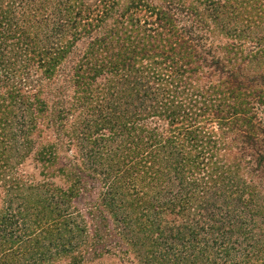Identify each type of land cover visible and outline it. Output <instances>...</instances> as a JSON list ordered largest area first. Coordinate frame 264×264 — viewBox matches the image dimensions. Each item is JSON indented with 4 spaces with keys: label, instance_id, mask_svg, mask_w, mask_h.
Here are the masks:
<instances>
[{
    "label": "trees",
    "instance_id": "obj_1",
    "mask_svg": "<svg viewBox=\"0 0 264 264\" xmlns=\"http://www.w3.org/2000/svg\"><path fill=\"white\" fill-rule=\"evenodd\" d=\"M91 1L0 0V191L74 146L77 171L103 177L99 206L145 233L140 264H264V0ZM217 29L239 42L218 49ZM55 171L71 182L42 184L55 220L0 208V264L22 237L70 246L55 198L77 172Z\"/></svg>",
    "mask_w": 264,
    "mask_h": 264
},
{
    "label": "rangeland",
    "instance_id": "obj_2",
    "mask_svg": "<svg viewBox=\"0 0 264 264\" xmlns=\"http://www.w3.org/2000/svg\"><path fill=\"white\" fill-rule=\"evenodd\" d=\"M189 0H187L188 2ZM193 0H190V2ZM193 4L197 7L201 3H205L206 0H195ZM91 0H86V5H91ZM236 20V19H235ZM239 22V21H238ZM152 28H156V25H153ZM213 40L215 45L218 46V49L222 48L226 43H235L239 42L233 40L231 37H227L219 33L218 29L215 31ZM251 43H246L245 48L250 47ZM243 49V48H242ZM220 55V53L217 52ZM256 65V63H252ZM97 94H95L96 96ZM44 141L48 143H55L54 136L50 132L44 134ZM76 148L59 147L56 150V156L58 160L54 163L55 166L48 168L45 166V169L41 168L39 165L36 168L29 162H24L19 166H15L14 160L10 161V164L15 166V174L19 176L24 183L20 186L19 189L12 187V191L7 193H2L0 191V208L6 207L9 199H14L12 202V208H17L19 203H22L21 211L26 215L25 221L27 225H31L28 221L30 219L44 220L46 217H51L55 220V215L50 214V209H47L49 206V196L50 192L43 190V183H47L63 188L65 191L69 189L70 183L62 175L58 176L55 169L64 166L68 170H76L72 173L73 182L75 183L74 195L68 198L56 199L58 208L66 210V213H61L58 223L60 224L66 232L67 236L72 234V242L69 245H65L66 248L63 249L58 244H53L50 241L51 237H45L46 235L42 234L40 243L43 244L41 249L35 250L33 244L27 243L29 237H22V242H18L19 247L25 252L22 257L19 258V261L16 264H140L138 262V253L143 255L146 248L149 246V242L144 239L145 233H143L138 226L132 225L131 228L126 227L123 223L118 221V218L112 217L111 212L107 207H101L97 203V190L99 187V182H103V177L97 176L91 172L90 163H86V170L83 173L77 171L79 167V162L76 155ZM95 167V165H93ZM11 172V171H10ZM9 172V173H10ZM40 172H53L54 176H45L43 174L40 176ZM65 172V171H64ZM8 173V174H9ZM6 172L4 176L8 175ZM83 184L82 189L80 190V184ZM38 185V187H34ZM79 185V186H77ZM3 194H6L4 196ZM33 203V204H32ZM37 203V204H36ZM36 205L37 209L34 208ZM160 222L163 223L172 219L170 215L160 214L158 215ZM56 222V221H55ZM53 222L52 225L55 223ZM264 228V226L261 224ZM111 229H114V233H119V236L105 237L107 234H111ZM68 231V232H67ZM97 234V235H96ZM102 235L103 239L97 241L96 237ZM117 242L115 250H111L110 253H104L109 249L110 245ZM210 243V242H209ZM136 244L135 248L133 247ZM6 247H9V244H5ZM32 248L34 250L32 251ZM96 250L102 251L99 256L95 257L91 253ZM127 251L125 253L124 251ZM27 251H31L27 253ZM1 252V251H0ZM27 253V255H26ZM32 253H35L32 258Z\"/></svg>",
    "mask_w": 264,
    "mask_h": 264
}]
</instances>
